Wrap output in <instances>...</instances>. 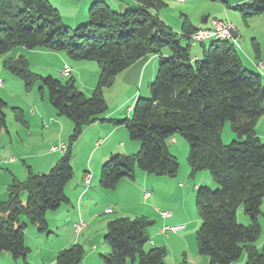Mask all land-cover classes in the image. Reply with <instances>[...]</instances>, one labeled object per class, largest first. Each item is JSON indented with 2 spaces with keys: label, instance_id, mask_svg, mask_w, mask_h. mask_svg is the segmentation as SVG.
<instances>
[{
  "label": "trees",
  "instance_id": "16d2710c",
  "mask_svg": "<svg viewBox=\"0 0 264 264\" xmlns=\"http://www.w3.org/2000/svg\"><path fill=\"white\" fill-rule=\"evenodd\" d=\"M130 1L124 12L114 10L105 0L93 1L88 21L72 28L64 24L50 0H0V57L19 46L45 48L66 51L75 59L93 60L100 66L98 83L87 97L73 77L61 80L38 75L23 55L4 61L27 87L41 81L57 114L72 121L73 131L69 146L48 172H33L28 166L26 180L12 178L8 198L0 201V253L27 260V222L48 232L47 212L69 202L65 187L74 176L72 144L86 126L102 119L107 110L105 87L136 61L158 55L157 74L149 84L151 96L139 97L130 116L108 120L124 126L131 139L139 141L140 149L134 154L112 155L101 167L100 186L115 189L121 179L134 178L138 169L175 176L179 161L168 142L183 136L189 143L192 175L207 170L218 185L214 190L197 188L200 254L209 258V264L239 262L244 253L247 260L243 264H264V243L261 249L256 245L264 200V143L256 131L264 113L263 76L244 65L232 39L213 38L209 45L201 44L202 56L192 54L190 37L200 28L186 17L181 31L172 29L159 14L164 0ZM233 8L244 17L262 14L264 0H245ZM182 39L186 46L181 45ZM254 47L259 53L260 47L256 43ZM7 106L0 98V136L7 129ZM12 110L18 122L29 126L23 109ZM226 121L238 138L229 144L222 139ZM241 206L249 225L238 222ZM152 224L144 215L108 221L104 240L111 252L100 254L102 263L166 264L165 247L145 250ZM85 253L77 243L61 250L56 262L82 264ZM179 264L189 263L183 259Z\"/></svg>",
  "mask_w": 264,
  "mask_h": 264
},
{
  "label": "rangeland",
  "instance_id": "374dc122",
  "mask_svg": "<svg viewBox=\"0 0 264 264\" xmlns=\"http://www.w3.org/2000/svg\"><path fill=\"white\" fill-rule=\"evenodd\" d=\"M188 1L189 0H185L184 3L177 2L176 0L166 1V5L162 6L159 10L163 18L167 20H164L166 24L172 26L174 30H176L175 27L177 26L182 28L186 17L195 23H202L203 19L208 16L210 21L213 18L230 20L233 21L238 28L240 27V30L243 29L245 33V39L240 36L239 43H234V45L246 67V56L242 51L244 42H246L248 49H250L249 51L251 52L252 50L251 54L254 58H257V51L253 45V40L260 47L261 51L264 50V13L244 17L239 10L233 8V6L236 5V0H227V2L223 0H194L192 4H189ZM92 2L88 6V12ZM242 3L241 1L240 4ZM184 9L186 11H184ZM114 10L117 9L114 8ZM79 25L80 24L70 27L76 28ZM196 33L192 34L191 37ZM256 35L257 39L255 40L253 37ZM213 41V38H206L204 43L209 45ZM204 43L199 42L198 44H192V54L196 52L202 53L201 44ZM181 45H187L186 39L181 40ZM18 49V47L13 49L15 51V58L23 55L28 62L29 69L34 73L42 76H52L61 80L73 77L76 87L79 90L87 97L92 95L100 75V66L96 61L75 59L66 51H52L45 48L31 50L24 47L20 49V53ZM66 64H70V66H72L71 69H73L72 74L69 76L62 74V69ZM133 65H131L129 69H131ZM0 68V79L3 81V86L0 87V98L8 103V106L5 108L7 129L4 130L0 136V169L7 172L12 170L14 164L4 163L3 159L14 156L16 159L15 172L20 174L21 171H26V177L23 179L26 180L28 178V166H31L33 172L46 173L56 164L57 161L52 165H48V161L52 156H48L46 152L51 150L54 146L61 147L62 144H65L66 147L69 146L70 136L73 131V123L68 117L57 114L55 108L49 101L47 89L43 86L41 81L36 80L31 86L27 87L20 76L15 75L3 65L2 58H0ZM247 68L250 69L249 66ZM129 69L124 70L125 72H120L114 78L111 85L104 89L107 110L101 115L102 119L100 121H103L102 123L105 125H113L108 121L109 119H121L130 116L139 97L151 96L149 90V82H151L150 73L147 72L149 75L144 74L143 71V73H138V75L135 76L129 72ZM155 77L156 76L153 77L154 79L152 78V82L155 80ZM42 87L43 91L41 89ZM35 105L42 109L46 118H48L51 110L55 111L56 115L67 121L65 129L59 127L58 131H54L53 127H45L40 120L32 117L31 110ZM12 107H20L23 109L25 118L31 126H26L18 122L15 119ZM89 133L91 134H85L84 137L82 133L72 144V165L75 175L81 172L83 173L85 163L90 159L92 160L93 154H91V146H93V144L91 135L93 133ZM127 134L130 141L139 143V141L131 139L128 131ZM53 137H55V139H53ZM222 139L225 144L238 140L236 134L231 129L230 121H226L222 128ZM168 143L170 151L179 161L177 174L175 176L157 175L154 173L148 174L138 169L134 178L126 177L121 179L115 189L109 190L105 198L98 200V205L100 206L95 209L94 213L99 214L98 216L100 218L104 217V222L99 223L97 221L94 224H90L87 219H84L87 222V227L79 233L77 230L75 232L74 229L71 228L72 215L77 212L78 206L76 203L72 206L63 203L58 210H50L47 212V220L51 216L54 217L61 214L58 221L54 223L50 222V226L53 228L49 229L48 232L50 233L45 232V235L50 236L48 243L47 241L43 243L37 242L38 239H35L30 232L35 226L27 222V246L30 249L27 259H29V262L36 261L37 264L42 248H49L53 240L56 242L59 241L57 234L60 240L61 238L62 240L68 239L69 242H72L69 243L66 248H71L73 245L79 243L83 245L86 252H88L90 250L89 245L92 246L95 244L98 246L95 256L100 257L101 253L111 252L110 245L104 240L106 229H102V225H105V228H107L109 220L121 216L137 217L144 215L153 221V224L147 229L150 239L145 245L146 251L154 246L165 247L167 250L165 257L166 264H179L183 259H186L189 264H209V258L206 255L200 254L197 245L196 234L201 225V218L196 204V195L197 188L200 185L207 186L213 190L216 189L218 185L207 170H202L192 175L191 167L188 163L189 143L186 138L178 135L175 137V140H170ZM64 152L65 151L57 152L59 156L58 159ZM148 176L151 177L149 180L145 178ZM99 180L100 175L97 184L95 179L94 182L95 185L101 187ZM155 182L157 183L156 190L159 191V193L154 194L155 199L150 200L147 205H144L140 201L139 192L141 190L144 191L146 188L150 189L151 185ZM154 193H156V191H154ZM26 200L27 193H24L23 201ZM120 202L124 203L123 208H125V211L127 210L126 212L124 211L126 215H122L123 210L117 209L116 207ZM108 206L116 209L115 211L117 212L104 214L103 209ZM66 207H69V212L65 213ZM163 211L170 213V216L165 220L160 216ZM237 219L241 224H250V219L245 214L243 206L237 211ZM258 221L261 225V234L256 241V245L261 249L264 243V202L262 204V213L259 215ZM166 226L169 228L178 227L179 229L176 231L170 229L167 232H162V229ZM36 229L38 228L36 227ZM76 234L78 239L81 237L79 242H75ZM246 260L247 256L244 253L239 262L232 264H243ZM18 261L25 263L24 261L26 260L18 259ZM2 264L7 263L5 260H2ZM127 264L132 263L128 261Z\"/></svg>",
  "mask_w": 264,
  "mask_h": 264
},
{
  "label": "crops",
  "instance_id": "0c3cea01",
  "mask_svg": "<svg viewBox=\"0 0 264 264\" xmlns=\"http://www.w3.org/2000/svg\"><path fill=\"white\" fill-rule=\"evenodd\" d=\"M50 1L60 11L64 24L69 25V26H75L77 24L86 23L88 21V6L92 1H96V0H50ZM105 1H107L113 8H115L121 12H124L125 10H127L130 3H131L130 0H105ZM164 1L166 2V1H170V0H164ZM176 1L181 2V3L185 2V0H176ZM224 1L227 2V0H224ZM241 1L244 3L245 0H236V2H235L236 5L240 4ZM193 2H194V0L188 1L189 4H192ZM184 11H186V10L184 9ZM159 14H160V12H159ZM160 16L163 20L167 21L166 19L163 18L162 14H160ZM208 17H205L203 19L202 23H195L192 20H191V22L193 23V25L196 28L205 29V28H208L211 24V21L209 20ZM170 27L173 29L172 26H170ZM239 28L237 27L238 39L240 36H241V38L245 39V33H244L243 29L240 30ZM175 29H176V31H181L182 28L177 26V27H175ZM253 39L256 40L257 35L254 36ZM253 45H255L254 40H253ZM18 48H19L18 52L21 53L20 49L24 48V47L19 46ZM249 50L250 49H248L246 42H244V48H242V51L246 56L247 67L249 66V68L251 70H253L256 73L261 74L264 78V65L261 64L262 61L264 60V50H262V51L260 50V52L257 53V58H254L251 54L252 50H251V52ZM194 55L196 57H200V56H202V53L196 52ZM258 56L260 58H258ZM0 58H2V63L4 65V61L7 58H15V51L13 50V52H12V50H11L9 53H7L6 55H4ZM158 59H159L158 55H150L148 57L142 58V59L138 60L131 67V69L128 68L129 72L131 74H134L135 76H137L138 73H140V74L143 73V71H144V74H148L147 72H149L150 75L149 74L148 75L151 77L150 81L152 82V78L154 76H156V74H157L156 69L158 67V65H157ZM66 65L70 66V64H66ZM70 67L72 68V66H70ZM128 69H126V70H128ZM72 71H73V69H72ZM0 72H1V68H0ZM123 72H125V71H123ZM151 82H149V83H151ZM31 114H32V117H35L37 120H40L41 123L45 127H47V126L49 128L53 127L54 131H58L59 127H63L65 129V126H67V123H66L67 121L63 120L62 117L56 115L55 111H53V110L50 111L48 118H46L44 116L45 115L44 112H42V109L38 108V106L35 105L31 110ZM102 122L103 121L98 120V121H96V122H94V123H92V124H90L84 128V131L82 132L83 137L85 134L86 135L91 134L89 132L93 133L91 135V138H92L91 141L93 144V146H91V154H93V157H92V160L90 159L88 162L85 163L83 173L81 172L78 175L74 174L73 178L67 183V185L65 187V192L69 198V202H67V204L72 206V205H74V203H76V205L78 206L77 212L72 215V224H71L72 229H73V224L81 218H83L85 220L87 219L88 223H90V224H94L97 221L99 223L104 222L105 218L104 217L100 218L98 216L99 214L94 213V212H95V209H97L100 206V205H98V203H99L98 200L105 198L108 195L109 190H105L102 187L95 185L94 179L96 180V184H97L98 177L100 175L99 171L101 170L102 165L112 155L118 154V153H120V154H134V153L138 152V150L140 149L139 143H137L135 141H130L128 139V134H127V131H126L124 126L105 125ZM101 124H103V125H101ZM29 126H31V124H29ZM256 131H257V134L260 137L261 141L264 143V113L257 120ZM95 133H98V134H95ZM56 138H58V137H56ZM53 139H55V137H53ZM173 140H175V138H173L172 141ZM62 145L65 146V144H62ZM54 147H57V146H54ZM65 148H66V146H65ZM128 150H130V151H128ZM63 151L64 150H60L59 148L55 151H51V150L47 151L46 153H48V156H52L50 158V160L48 161V165H52L55 161H58L59 156L57 155V152H63ZM11 158H13V160L9 161ZM15 160L16 159L14 156H10L8 158L3 159L4 163L14 164V168L12 167L13 169L8 171V172L2 171L0 169V201H4L8 198V185L12 181L13 177H17L20 180H23L26 177V171H23V172L21 171L20 174L15 172L16 171L15 170ZM87 173L91 174V180H90L89 184H87L86 180H85ZM145 178L147 180H149V178H151V177L148 176ZM156 178H164V177H156ZM120 184H122V183H120ZM156 185H157V183L155 182L151 185L150 189L146 188L144 191L141 190L139 192L140 201L144 205H147V203L150 200L155 199L154 194L159 193V191L156 190L157 189ZM195 187H197V186H195ZM154 191H156V193H154ZM22 199H23V195H22ZM263 202H264V200H263ZM123 205H124V203L120 202L119 204H117L116 207H117V209L123 210L122 215H126L124 213L127 210L125 211V208H123ZM59 208H61V206ZM58 209H56V210H58ZM108 209H112V211L107 212ZM103 210H104V214H112V213L117 212V211H115L116 209H113L110 206L104 207ZM53 211H55V210H53ZM66 212H69V207H66L65 213ZM160 216L164 220L167 218V217L164 218L161 214H160ZM60 217H61V214L54 216V217H52V216L49 217V219H48L49 229L51 228L50 222L54 223V222L58 221L60 219ZM56 225H57V223H56ZM89 225H88V227H89ZM101 228L104 230L106 229L105 225H102ZM51 229H53V228H51ZM30 232L35 239H38L37 242L43 243L44 241H47V243H48L50 236L49 235L47 236V235H45V232H41L38 229H36V226L33 229H31ZM48 233H50V232H48ZM57 238L59 239L58 242L53 240L52 243L49 245V248H42V250L40 251L39 262L37 264H57L56 258H57V255L59 254V252L61 250L66 249V247L69 243H72L71 241L69 242L68 239L62 240V238H61V240H60L58 234H57ZM80 239H81V237H79V239H78L77 234H76L75 242L76 241L79 242ZM25 242H26V245H28L27 232L25 234ZM89 247H90V250L88 252H86V255L82 261V264H102V260L100 258L101 256L100 257L95 256L96 250L98 249V246H96L94 244L92 246L89 245ZM2 260H5L7 264H36V261H31V263H30L29 259L24 261L25 263H22V261H18V259L13 258V256L7 252L0 253V264H2Z\"/></svg>",
  "mask_w": 264,
  "mask_h": 264
},
{
  "label": "built area",
  "instance_id": "2783aa9c",
  "mask_svg": "<svg viewBox=\"0 0 264 264\" xmlns=\"http://www.w3.org/2000/svg\"><path fill=\"white\" fill-rule=\"evenodd\" d=\"M210 33H218V36L233 37V41L239 43L238 29L233 21L213 18L211 19V24L208 28L199 29L197 31V37H190L192 44H198L199 40L208 38ZM261 64L264 65V60L262 61ZM71 73H72L71 67L69 65H65L64 68L62 69V74L69 76ZM2 86H3V81L0 79V87ZM58 148L60 150H65V146L62 145L61 147H52L51 151H55ZM12 160L13 158H11L9 161ZM85 180L87 184L90 183L91 180L90 173L86 174ZM108 211H112V209H108L107 212ZM161 215L164 218H166L170 216V213L164 211L161 213ZM86 227H87V222L83 218L79 219L77 222L73 224V229L75 232L77 229H85ZM170 229L176 231L179 228L178 227L169 228L168 226H166L162 229V232H167Z\"/></svg>",
  "mask_w": 264,
  "mask_h": 264
},
{
  "label": "bare ground",
  "instance_id": "6f19581e",
  "mask_svg": "<svg viewBox=\"0 0 264 264\" xmlns=\"http://www.w3.org/2000/svg\"><path fill=\"white\" fill-rule=\"evenodd\" d=\"M192 37H197V33L195 35H193ZM208 38H214V39H232L233 37H225V36H218V33H210ZM205 41V39H201L199 40L200 43H203ZM235 43H237L236 41H234ZM110 212V211H108ZM83 229H77V232L79 233L80 231H82Z\"/></svg>",
  "mask_w": 264,
  "mask_h": 264
}]
</instances>
